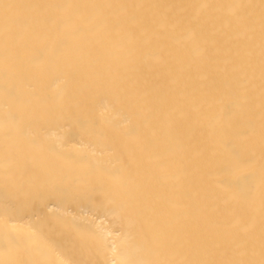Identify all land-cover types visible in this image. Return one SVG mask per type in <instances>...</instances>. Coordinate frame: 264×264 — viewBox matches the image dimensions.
Masks as SVG:
<instances>
[{
  "label": "bare ground",
  "instance_id": "bare-ground-1",
  "mask_svg": "<svg viewBox=\"0 0 264 264\" xmlns=\"http://www.w3.org/2000/svg\"><path fill=\"white\" fill-rule=\"evenodd\" d=\"M0 264H264V0H0Z\"/></svg>",
  "mask_w": 264,
  "mask_h": 264
}]
</instances>
